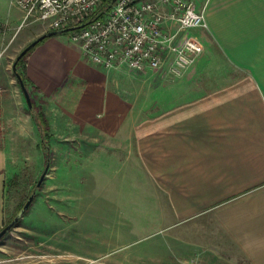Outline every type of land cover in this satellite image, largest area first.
<instances>
[{
	"label": "crops",
	"instance_id": "0c3cea01",
	"mask_svg": "<svg viewBox=\"0 0 264 264\" xmlns=\"http://www.w3.org/2000/svg\"><path fill=\"white\" fill-rule=\"evenodd\" d=\"M193 1L208 27L183 33L204 46L183 75L167 64L106 71L58 34L29 53V90L51 106H43L51 129L61 126L84 159L101 163L100 174L109 169L126 180L129 196L143 197L141 208L138 198L128 208L144 213L131 224L137 238L173 230L172 252L165 240L149 250L163 264H264V0ZM12 5L19 6L0 3V227L21 147L20 135L10 134L24 111L8 94L16 93L9 60L43 33L31 24L20 38L23 14ZM149 73H157L156 84H145Z\"/></svg>",
	"mask_w": 264,
	"mask_h": 264
},
{
	"label": "rangeland",
	"instance_id": "374dc122",
	"mask_svg": "<svg viewBox=\"0 0 264 264\" xmlns=\"http://www.w3.org/2000/svg\"><path fill=\"white\" fill-rule=\"evenodd\" d=\"M0 3L9 6L10 0H0ZM12 6L15 12L22 11L23 14L22 23L16 29L20 38L31 24L41 28L42 34L49 31L36 17L26 18L23 9ZM1 28L4 33L9 30L7 24ZM69 33L61 35L73 42ZM15 60L16 57L9 63ZM20 71H23L22 67ZM156 74H147L145 84L150 81V85L156 84ZM14 78L16 93L14 95L12 89L8 94L22 101L24 111L15 118L10 137L13 139L19 134V140L15 141L16 147H21L16 148L18 162L13 163L8 172L7 220L0 231L16 217L33 193L34 198L18 223L0 238V264H163L149 250L158 249V243L165 240L167 252H172L169 239L173 230L141 240L137 238L131 224L135 223L134 216L144 213H133L128 208L132 198L135 202L137 198L140 200L136 205L141 208L143 197L129 196L126 180L114 177L109 169L100 174L101 163L94 162L93 156L85 155L84 159L75 137L71 135L68 140L64 139L68 135L61 131V126L55 125L51 129L48 122L49 137L45 139L40 129L34 133L30 107L16 76ZM34 102L44 113L43 101L37 99ZM52 105L55 110L56 104ZM46 169L41 185L36 187ZM165 264H174V261L167 260Z\"/></svg>",
	"mask_w": 264,
	"mask_h": 264
},
{
	"label": "built area",
	"instance_id": "2783aa9c",
	"mask_svg": "<svg viewBox=\"0 0 264 264\" xmlns=\"http://www.w3.org/2000/svg\"><path fill=\"white\" fill-rule=\"evenodd\" d=\"M26 18L36 17L49 30L69 31L84 59L106 71L159 70L165 64L181 76L203 52L185 31L207 28L204 9L193 0H116L104 16L87 19L105 0H13Z\"/></svg>",
	"mask_w": 264,
	"mask_h": 264
},
{
	"label": "trees",
	"instance_id": "16d2710c",
	"mask_svg": "<svg viewBox=\"0 0 264 264\" xmlns=\"http://www.w3.org/2000/svg\"><path fill=\"white\" fill-rule=\"evenodd\" d=\"M112 3H113V0H105L104 3H103V5L101 6V8H100L99 10H97L96 12H94V13H93V14L87 19V22L90 21V20H92V19L98 18V17H103V16H104V10L109 9V7L112 5ZM78 28H80V26H77V27H76V29H78ZM49 31H53V30H49ZM49 31H47V32H49ZM47 32H46V33H47ZM53 36H55V35H53ZM48 37H51V36H48ZM48 37H45V38L39 40L38 42H36V44H34V45H33V46H32V47H31V48L25 53V55H23V56L21 57V59H19V60L17 61L16 69H15V71H14L15 76H16L17 73H19V74L21 75V77L23 78V81H24V83H25V86H26V88H27V90H28V92H29V95H30V97H31L32 107L30 108V111L33 112V114H35V116H36V118H37L38 127H39L40 132H41V135H42V137H44V139H45L46 137H49V133H48L49 124H48V121H47V119H46L44 113H43L42 111L38 110V108H36V106H35V102H34V99H33V97H32V93H31V91L29 90V83H28V79H27V77H26V75H25L24 68H25V62H26V59H27L29 53H30V52H31V51H32L37 45H39L40 43H42V42H43L45 39H47ZM35 40H36V39H35ZM32 42H33V41H32ZM32 42H31V43H32ZM28 45H30V44H28ZM20 67L23 68V71H20ZM16 78H17V76H16ZM17 80H18V78H17ZM18 82H19V80H18ZM19 85H20V83H19ZM45 147H46V149L48 150L49 147H47V146H45ZM47 152H48V151H47ZM47 158L50 159V153H49V152H48V154H47ZM36 187H37V185H36ZM29 208H30V207H29ZM20 210H21V209H20ZM27 211H28V210H27ZM27 211H26V212H27Z\"/></svg>",
	"mask_w": 264,
	"mask_h": 264
},
{
	"label": "water",
	"instance_id": "95a60500",
	"mask_svg": "<svg viewBox=\"0 0 264 264\" xmlns=\"http://www.w3.org/2000/svg\"><path fill=\"white\" fill-rule=\"evenodd\" d=\"M116 0H113V2H115ZM76 27H71V28H66V29H62V30H53V31H49L47 33H44L42 35H40L36 40H34L32 43H30V45H27L20 53L19 55L17 56L16 60L14 61V64H13V70L15 71L16 69V65H17V61L19 59H21V57L23 55H25V53L34 45L36 44V42H38L39 40L45 38V37H48V36H53V35H58V34H62V33H66V32H69V31H72V30H75ZM18 80H19V83H20V87L26 97V100L28 102V105L29 107L31 108L32 107V102H31V97L29 95V92L25 86V83L23 81V78L21 77V75L19 73L16 74ZM48 168V167H47ZM46 171L47 169L43 172L41 178L39 179L38 183H37V187H39L42 183V180L44 179V176L46 174ZM33 198H34V193L31 194V196L29 197V199L27 200L26 204L23 206V208L20 210V212L16 215V217L7 225L5 226L1 231H0V238L3 237L5 235V233L11 229L13 226H15L18 221L23 217V215L26 213V211L29 209L32 201H33Z\"/></svg>",
	"mask_w": 264,
	"mask_h": 264
}]
</instances>
